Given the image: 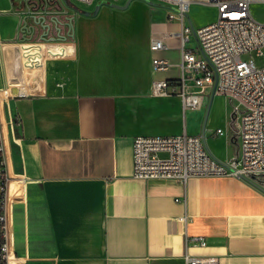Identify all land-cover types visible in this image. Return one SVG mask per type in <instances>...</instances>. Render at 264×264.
<instances>
[{"label":"crops","instance_id":"obj_1","mask_svg":"<svg viewBox=\"0 0 264 264\" xmlns=\"http://www.w3.org/2000/svg\"><path fill=\"white\" fill-rule=\"evenodd\" d=\"M256 5L264 4L251 7L264 23ZM80 10L93 12L94 4ZM58 13L63 23L72 17L75 56L46 60L37 90L19 98L30 89L19 49L32 42L13 1L0 0V90L12 96L0 103L3 212L14 264H185V255L264 264L259 187L230 177L185 184L132 178L136 136L184 132L203 137L221 163L237 154L227 98L205 95L197 109L183 110L177 97L151 93L153 82L181 77L182 24L168 18L176 11L131 0L125 9L100 4L94 16ZM216 16L193 3L182 23L198 29ZM152 40L164 49L151 52ZM195 46L192 36L186 47ZM153 58L172 66L155 73Z\"/></svg>","mask_w":264,"mask_h":264},{"label":"built area","instance_id":"obj_2","mask_svg":"<svg viewBox=\"0 0 264 264\" xmlns=\"http://www.w3.org/2000/svg\"><path fill=\"white\" fill-rule=\"evenodd\" d=\"M15 0H13L14 2ZM90 6L96 0H73ZM115 4L119 0H106ZM176 11L169 19H179L182 24L180 41L181 57L178 67L181 77L178 83L155 81L151 93L155 96H175L183 110H194L201 105L205 95L217 94L228 99L231 117L235 126L237 154L227 163L214 159L206 150L204 138L186 133L174 136H136L132 142V178L139 181L171 180L185 184L191 178L230 177L248 182L264 191V66H256L253 59L245 60L244 55L254 53L264 58V23L258 21L251 12L253 3L264 0H154ZM215 8V21L193 29L182 21L191 4ZM217 9V10H216ZM22 33V32H21ZM67 27H61L57 39L51 30L46 39L42 32L33 38L24 34L25 41L19 49L22 71L27 76L29 91L19 94V98L34 93L41 83V72L48 59H72L75 44L67 37ZM196 46L187 48L190 37ZM52 38H55L52 40ZM25 44V45H24ZM161 40H152L150 51L164 49ZM171 64L153 58L151 69L164 73ZM190 83L193 91L185 90ZM8 89L0 90V103L9 100ZM222 134L221 130L216 131ZM0 143V260L1 264H14V253L7 242L6 221L3 212L7 190ZM200 246L203 240L195 239ZM185 264H223L216 257L184 256Z\"/></svg>","mask_w":264,"mask_h":264},{"label":"rangeland","instance_id":"obj_3","mask_svg":"<svg viewBox=\"0 0 264 264\" xmlns=\"http://www.w3.org/2000/svg\"><path fill=\"white\" fill-rule=\"evenodd\" d=\"M141 1H143L145 3L151 2V0H141ZM70 2L72 4V6L78 10H80V8H85V6H87L85 4L75 2L73 0H70ZM14 3H15V9L17 11H19L23 16L34 15L37 18L43 17L45 19L46 23H49V20L53 16H56V14L58 15L59 14L58 12L67 11V10L69 12L71 11L69 8H67L65 6V4L63 3L62 0H15ZM106 3H107L106 0H96L94 3V9L97 6H99L100 4H106ZM116 3H118V2H116ZM152 4H154L157 7L164 6V5L158 3L154 0H152ZM208 7H210V6H208ZM137 9H140V8H137ZM212 9L215 10V8H212ZM253 13L257 18H259V19L263 18L264 19V6L256 5L255 7H253ZM98 16H100V14ZM216 18H217V16H216ZM243 59H245V60L253 59L256 66H258V67L264 66V58L263 57H256L254 53L244 55Z\"/></svg>","mask_w":264,"mask_h":264},{"label":"water","instance_id":"obj_4","mask_svg":"<svg viewBox=\"0 0 264 264\" xmlns=\"http://www.w3.org/2000/svg\"><path fill=\"white\" fill-rule=\"evenodd\" d=\"M62 1L67 8H69L73 12H77V13L84 15V16L96 15V13L99 9V6H100V5L97 6L93 12H86V11H80V10L76 9L75 7H73L70 0H62ZM130 1L131 0H128L124 6H117V5L110 4V3H109V6L112 8H115V9H125ZM63 26L67 27V29L69 31L67 37L73 38L72 17L66 18V23H63L59 20V18L53 16L49 20V23H46V21L43 17L37 18L34 15L24 16V19L22 21L21 32L24 34H27L29 37L33 38L35 36V34H37L40 31V32H42L41 39L45 40L47 35L51 32V30H53L56 33L57 39L65 40L66 36L60 35L61 27H63ZM54 39L55 38H52V40H54ZM0 245H1V242H0ZM0 264H1V260H0Z\"/></svg>","mask_w":264,"mask_h":264},{"label":"trees","instance_id":"obj_5","mask_svg":"<svg viewBox=\"0 0 264 264\" xmlns=\"http://www.w3.org/2000/svg\"><path fill=\"white\" fill-rule=\"evenodd\" d=\"M13 1V0H12ZM14 3V2H13ZM14 5H15V3H14ZM0 213H1V209H0ZM0 242H2V239L0 238Z\"/></svg>","mask_w":264,"mask_h":264}]
</instances>
